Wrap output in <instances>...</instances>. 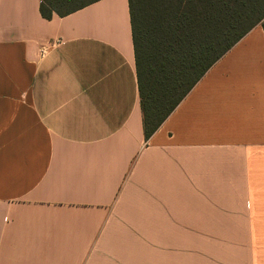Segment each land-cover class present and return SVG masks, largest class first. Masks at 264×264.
Here are the masks:
<instances>
[{"label":"crops","instance_id":"1","mask_svg":"<svg viewBox=\"0 0 264 264\" xmlns=\"http://www.w3.org/2000/svg\"><path fill=\"white\" fill-rule=\"evenodd\" d=\"M0 0V264H264V31L146 140L129 0Z\"/></svg>","mask_w":264,"mask_h":264},{"label":"trees","instance_id":"2","mask_svg":"<svg viewBox=\"0 0 264 264\" xmlns=\"http://www.w3.org/2000/svg\"><path fill=\"white\" fill-rule=\"evenodd\" d=\"M98 0H42L66 16ZM136 75L148 140L206 73L251 30L264 0H129Z\"/></svg>","mask_w":264,"mask_h":264},{"label":"rangeland","instance_id":"3","mask_svg":"<svg viewBox=\"0 0 264 264\" xmlns=\"http://www.w3.org/2000/svg\"><path fill=\"white\" fill-rule=\"evenodd\" d=\"M255 28H262V26H261V25H258V26H256Z\"/></svg>","mask_w":264,"mask_h":264}]
</instances>
